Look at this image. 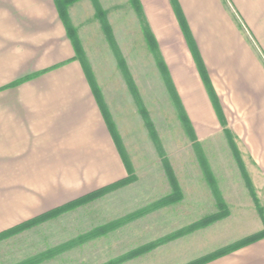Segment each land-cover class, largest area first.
Segmentation results:
<instances>
[{
	"label": "rangeland",
	"instance_id": "rangeland-1",
	"mask_svg": "<svg viewBox=\"0 0 264 264\" xmlns=\"http://www.w3.org/2000/svg\"><path fill=\"white\" fill-rule=\"evenodd\" d=\"M95 1L107 24L99 18L93 21L91 2L75 10L85 48L80 58L88 78L101 83L116 106L124 103L115 99L126 84L131 96L138 98L137 112L116 114L126 142L122 156L132 179L0 240V264L25 259L31 264H190L258 234L237 231L242 218L235 217L238 210L231 216L233 205L243 202L238 201L240 196L255 195L245 167L247 157L232 136V124H239L232 89L215 74L226 117V125L221 126L162 0L142 1L172 87L157 68L155 52L146 45L142 24L130 4ZM183 111L196 128L194 138L193 128L181 118ZM171 196L172 200L163 201ZM145 209L144 214L127 218ZM115 222L119 223L109 227ZM82 236L88 238L81 241Z\"/></svg>",
	"mask_w": 264,
	"mask_h": 264
},
{
	"label": "crops",
	"instance_id": "crops-1",
	"mask_svg": "<svg viewBox=\"0 0 264 264\" xmlns=\"http://www.w3.org/2000/svg\"><path fill=\"white\" fill-rule=\"evenodd\" d=\"M138 1L144 11L143 1ZM162 1L191 57L169 0ZM86 2H91L95 22L93 0H76L65 7L83 51L75 10L85 8ZM177 2L215 92L220 87L218 73L238 106L239 124H232L231 134L247 157L255 195L254 200L249 194L240 196L243 202L233 205L231 216L238 210L235 217L245 218L238 220L237 231L261 232L264 0ZM125 4L128 7L129 0ZM87 74L54 0H0V240L23 224L128 178L122 156L126 142L116 114H134L136 101L126 84L115 99L124 106H116L104 86ZM31 263L25 259L14 264ZM206 264H264V238Z\"/></svg>",
	"mask_w": 264,
	"mask_h": 264
},
{
	"label": "trees",
	"instance_id": "trees-1",
	"mask_svg": "<svg viewBox=\"0 0 264 264\" xmlns=\"http://www.w3.org/2000/svg\"><path fill=\"white\" fill-rule=\"evenodd\" d=\"M75 1L76 0H54V3L56 5V7H57L59 15L61 16V18L63 20V24H64L65 29L67 31V36L71 40V42L73 44V47L75 49V52L78 53L79 58H80L82 53H81V48L79 46V42H78V40H77V38L75 36L74 30L68 24L67 19L65 17V7L67 5L75 2ZM169 2H170V5H171V8L173 10V13H174V15H175V17L177 19V22L179 24V28L181 30V33H182V35H183V37L185 39V43H186V45H187V47L189 49V52L191 54V59H192V61L194 63L197 75H198L201 83L203 84V87H204V89H205V91L207 93V96L209 98V101H210L214 111L216 112V115H217V118H218V122H219V124L221 126H225L226 125V119H225L223 111L221 109V104L219 102L218 96H217V94H216V92H215V90H214V88H213V86L211 84V81L209 79V75L207 73V70H206V68H205V66H204V64L202 62L201 57L199 56V53H198V51L196 49V46H195V43H194V41H193V39H192V37L190 35L189 29L187 27V24L185 22L183 14H182V12H181V10L179 8L178 2H177V0H169ZM93 4H94V10H95L96 19L99 18L103 22V25H106L107 23H106V21L103 20V14H102L101 10L99 9V7L97 6L95 0H93ZM129 4L133 8V10L135 11V13L137 14V16L140 19V22L142 24V33H143V37H144V40L146 42V45L148 46L149 49H151L153 52H155L157 68L159 70H161L162 74L165 75V83L168 86L172 87L173 85H172V81H171L170 76H169V72H168L164 62L162 61L160 52L158 50L157 43H156V41H155V39H154V37H153L149 27H148L147 22L145 21L143 10L141 8V5H140L139 1L138 0H129ZM103 31H104L105 35L109 36V34H108L109 32H108V29H107L106 26L103 27ZM80 60H81V58H80ZM81 62L83 63L82 60H81ZM134 99H135V101L138 102V98L137 97H135ZM173 99H175V101H177V103H179L180 111L183 110V107L180 104L178 96H174ZM140 113L142 114L143 117L145 116V114H144V112L142 110H141ZM181 116H182L181 118L183 120H185L186 124H188V127L191 129V126L189 124V121H188L184 111H183V113L181 112ZM224 129H225L224 130L225 135L227 136V138H230V135H229L230 131L228 132V130H226V128H224ZM192 133L193 132L191 131L190 134L193 137L194 134H192ZM230 144H231V147L234 150V152L235 153H236V151L238 152V150L236 148L234 149L235 144L233 143V141L232 142L230 141ZM239 167L242 169V164L240 162H239ZM128 172H129V168H128ZM130 176H131V174L129 173L127 179H125V180H123L121 182H118V183H116V184H114L112 186L103 188V189H101V190H99L97 192H94L92 194H89V195H87V196H85L83 198H80V199H78V200H76L74 202H71V203H69V204H67V205H65V206H63L61 208L53 210V211H51V212H49V213H47V214H45V215H43V216H41L39 218H36V219L32 220L31 222H28L26 224L21 225L19 227V229L24 228L28 224L35 223V222H37L40 219H46V218L52 217V216L56 215L57 213H59L61 211H64V210H67V209H70V208H74V207H76L78 205H81V204H85L88 201H90L93 197L97 196V194H99V193L105 192V191L109 190L112 187H117V186H120L122 184L128 183L132 179V177H130ZM251 194H252L253 200H254L253 192ZM172 199H173V197L171 196V197L166 198L163 201L167 202V201H170ZM157 204H159V203H157ZM146 211L147 210L145 209V210H141V211H138V212H134L133 214L129 215L127 218L138 217L139 215L144 214ZM118 223L119 222H115L113 224H110L109 227H112V226H114V225H116ZM102 230L103 229H99L97 231H102ZM91 235H92V233L87 235V236H91ZM87 236L79 237V240L82 241L83 239L88 238ZM263 238H264V230L259 232L258 234L254 235V236H251V237L241 241L240 243H238V244H236V245H234L232 247H229L227 249L219 250V251L215 252L214 254H211V255H209V256H207V257H205V258H203V259H201V260H199L197 262H193V263H190V264H205V263H207L209 261H212V260H215V259H217L219 257L228 255V254H230V253H232V252H234V251H236V250H238V249H240V248H242L244 246H247L249 244H252V243H255L257 241H260ZM146 247H148V246H146ZM139 250H141V249H139ZM132 253H138V252L136 250V251L131 252L130 254H132ZM47 256H48V253H47ZM43 257H46V254L43 255ZM38 258L35 257L34 260H36Z\"/></svg>",
	"mask_w": 264,
	"mask_h": 264
}]
</instances>
